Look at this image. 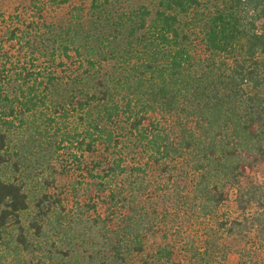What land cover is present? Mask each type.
Here are the masks:
<instances>
[{"label":"trees","instance_id":"trees-1","mask_svg":"<svg viewBox=\"0 0 264 264\" xmlns=\"http://www.w3.org/2000/svg\"><path fill=\"white\" fill-rule=\"evenodd\" d=\"M39 239L264 264V0L0 2V242Z\"/></svg>","mask_w":264,"mask_h":264},{"label":"rangeland","instance_id":"rangeland-1","mask_svg":"<svg viewBox=\"0 0 264 264\" xmlns=\"http://www.w3.org/2000/svg\"><path fill=\"white\" fill-rule=\"evenodd\" d=\"M0 2L1 4L4 3L9 11L14 7V0H0ZM63 157L66 158L65 154L63 156V149H58L52 164L58 169H63ZM42 244L41 239L35 240L33 250L21 251L18 255H15L13 249L7 247L5 242H0V264H50L51 258L43 254Z\"/></svg>","mask_w":264,"mask_h":264}]
</instances>
